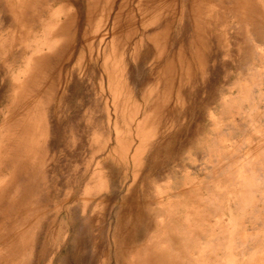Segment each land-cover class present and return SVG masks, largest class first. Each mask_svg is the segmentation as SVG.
Masks as SVG:
<instances>
[{"label": "rangeland", "instance_id": "obj_1", "mask_svg": "<svg viewBox=\"0 0 264 264\" xmlns=\"http://www.w3.org/2000/svg\"><path fill=\"white\" fill-rule=\"evenodd\" d=\"M183 246L264 264V0H0V264Z\"/></svg>", "mask_w": 264, "mask_h": 264}, {"label": "bare ground", "instance_id": "obj_2", "mask_svg": "<svg viewBox=\"0 0 264 264\" xmlns=\"http://www.w3.org/2000/svg\"><path fill=\"white\" fill-rule=\"evenodd\" d=\"M206 10H207V9H206ZM201 16H202V15H201ZM200 18H201V17H200ZM198 20H199V19H198ZM198 20H197V21H198ZM200 20H201V19H200ZM200 20H199V21H200ZM209 21H210V20H209ZM199 23H200V22H199ZM195 33H196V32H195ZM55 36H56V35H55ZM58 36H59V35H58ZM53 37H54V36H53ZM60 38H61V37H60ZM197 38H198V37H197ZM58 39H59V38H58ZM58 39H56V37H55V39H54V38L51 39L50 43H47V45H48V50H49V51H51V52L55 51V48L59 45V44H57V43H59V42H58ZM42 43L44 44L45 42L42 41ZM47 45H46V46H47ZM58 48H59V46L56 48V50H57ZM35 49H36V48H35ZM45 49H46V48H45ZM36 51H39V48H37ZM40 51H41V50H40ZM51 52H50V53H51ZM50 53H49V54H50ZM38 55H39V54H38ZM46 55H47V53H46ZM50 55H51V54H50ZM39 56H40L39 60H41V63H42V59H44L46 56H43V55H39ZM39 56H38V57H39ZM29 98H30V97H29ZM35 98H36V97H35ZM35 98H33L32 100H35ZM29 100L32 101L31 99H29ZM36 100H37V98H36ZM33 102H34V101H33ZM138 129H139V128H138ZM150 143H151V142H150ZM146 145H147V144H146ZM98 172H99V171H98ZM92 179H93V178H92ZM53 181H54V179H53ZM55 182H56V181H55ZM145 184H146V183H145ZM152 185H153V184H152ZM144 192H145V191H144ZM152 196H153V195H152ZM154 196H155V195H154ZM156 196H157V195H156ZM158 196H159V195H158ZM147 198H148V197H147ZM84 202H85V201H84ZM100 203H101V202H100ZM150 203H152V202H150ZM86 204H87V203H86ZM84 205H85V203H84ZM149 205H150V204H149ZM85 206H86V205H85ZM151 206H152V205H151ZM149 207H150V206H149ZM152 209H153V208H152ZM112 210H113V209H112ZM85 213H86V212H85ZM231 220H232V219H231ZM232 221H233V220H232ZM22 222H23V221H22ZM98 222H99V221H98ZM22 224H23V223H22ZM232 224H233V222H232ZM19 225H21V224H19ZM19 225H18V226H19ZM35 225H36V224H34V226H35ZM81 225H82V224H81ZM188 225H189V224H188ZM34 226H33V227H34ZM96 227H97V226H96ZM98 227H99V226H98ZM118 227H119V226H118ZM17 228H18V227H17ZM20 230H21V233H22V232H23V231H22V228H21ZM16 231H17V230H16ZM16 231H15V232H16ZM33 231H34V230H33ZM15 232H14V233H15ZM19 232H20V231H19ZM31 232H32V231H31ZM31 232H30V234H27V235L25 234V236L28 237V235H30V236H33L32 238H34V234H31ZM21 233H20V234L18 233V235H16L17 233H15L13 238H15V235L18 236L19 240H20V241L22 240V241H21V243H22V242L25 241L26 238H25L24 240H23V238H20V237H21V236H20ZM33 233H34V232H33ZM99 233H100V232H98V234H99ZM22 235H24V234H22ZM19 236H20V237H19ZM25 236H24V237H25ZM30 236H29L27 239H29ZM109 236H111V235H109ZM190 236H191V235H190ZM35 237H36V236H35ZM88 237H89V236H88ZM100 237H101V236H100ZM111 237H112V236H111ZM13 238H12V239H13ZM92 238H93V237H92ZM16 239H17V238H15V240H16ZM27 239H26V240H27ZM179 239H180V238H179ZM19 240H18V241H19ZM30 240H31L30 242H31V246H32V244H34L33 242H35V239L33 240V239L30 238ZM181 240L183 241V238H182ZM16 241H17V240H16ZM20 241H19V242H20ZM27 241H28V240H27ZM32 241H33V242H32ZM102 241H103V240H102ZM28 242H29V241H28ZM28 242H27V243H28ZM93 242H95V241H93ZM134 242H135V241H134ZM17 243H18V242H16V244H17ZM27 243H26V242L24 243L25 246H26ZM101 243H102V242H101ZM22 244H23V243H22ZM28 244H29V243H28ZM28 244H27V245H28ZM102 244H103V243H102ZM137 244H138V243H137ZM152 244H153V241H152V240H150V241L148 240V242L146 243V245H145L144 247H147V246L150 247ZM13 245H14V244H13ZM20 245H21V244H19L18 246H20ZM112 245H113V244H112ZM154 245H155V241H154L153 246H151L150 248L152 249V248L154 247ZM115 247H116V246H115ZM183 247H184V248H183V251H182V252H183V256H184V261H183V263H182V262L177 263L176 261L173 262V259L170 257L171 251H170V249L168 250V248H167V249H166V248H163V251L160 253V256H161L162 259H163L162 261L165 262V264H199V263L196 261V260H198V258H191V257H190V258H188V259H185V257H186V253H188L187 251H189V250L187 249V246H183ZM20 248H21V247H20ZM27 248H29V247L27 246ZM30 248H32V247H30ZM30 248H29V249H30ZM98 248H99V247H98ZM29 249H27V250H29ZM111 250H112V249H111ZM186 250H187V251H186ZM5 251H6V249H5ZM5 251H4V252H5ZM29 251H30V250H29ZM4 252H3V253H4ZM22 252H24V248H23V251H22ZM6 253L8 254L9 252H6ZM119 253H121V252L119 251ZM24 254H27V253L24 252ZM147 254H148V253H147ZM4 255L6 256V254H4ZM4 255H3V256H4ZM8 255H10V254H8ZM8 255H7V256H8ZM116 255H117V252H116ZM149 255H151V253H150ZM0 256H1V255H0ZM22 256H23V255H22ZM22 256H19V257H22ZM128 257H129V256H128ZM141 257H142V256H141ZM230 257H233V256H230ZM5 258H6V257H5ZM99 258H100V257H99ZM0 259H1V258H0ZM22 259H23V257H22ZM19 260H21V258H20ZM19 260H18V261H19ZM24 260H27V259H24ZM231 260H232V259H231ZM1 261H2V260H1ZM4 261H5V260H4ZM12 261H13V260H12ZM21 261H23V260H21ZM21 261H19V262L21 263ZM129 261H130V260H129ZM168 261H169V262H168ZM198 261H199V260H198ZM14 262H15V260H14ZM14 262H13V264H17V263H14ZM23 263H25V262L23 261ZM2 264H3V263H2ZM8 264H12V263H8ZM25 264H26V263H25Z\"/></svg>", "mask_w": 264, "mask_h": 264}]
</instances>
